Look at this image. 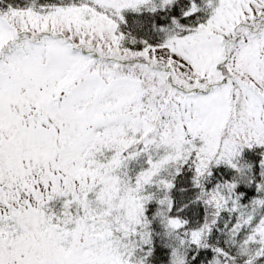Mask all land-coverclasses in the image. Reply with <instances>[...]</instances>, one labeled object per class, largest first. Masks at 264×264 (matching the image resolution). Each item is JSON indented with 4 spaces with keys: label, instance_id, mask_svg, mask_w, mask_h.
I'll use <instances>...</instances> for the list:
<instances>
[{
    "label": "rangeland",
    "instance_id": "1",
    "mask_svg": "<svg viewBox=\"0 0 264 264\" xmlns=\"http://www.w3.org/2000/svg\"><path fill=\"white\" fill-rule=\"evenodd\" d=\"M78 1L0 11V264H118L110 243L94 244L115 219L124 230L140 218L137 184L190 155L231 165L264 145V0H226L202 34L139 53L109 16L149 0ZM148 149L138 181L126 177L124 163ZM50 198L94 216L69 253L40 229Z\"/></svg>",
    "mask_w": 264,
    "mask_h": 264
},
{
    "label": "trees",
    "instance_id": "2",
    "mask_svg": "<svg viewBox=\"0 0 264 264\" xmlns=\"http://www.w3.org/2000/svg\"><path fill=\"white\" fill-rule=\"evenodd\" d=\"M225 1L177 0L164 4L149 0L115 12L109 19L122 48L139 53L191 33L194 36L195 31L196 35L202 34ZM78 2L0 0V11L22 8L41 12ZM128 152H124L125 157ZM146 155L140 150L130 157L124 163V175L138 181L153 156L151 149ZM203 163L190 155L168 163L167 170L153 172L156 175L143 185L137 184L134 195L143 201L140 218L131 222L130 229L125 225L124 230L115 219L113 228L102 234L103 241H97L95 248L110 243L111 253L121 260L118 264H264V244L256 233L258 223L264 219V145L244 150L231 165ZM63 202L50 198L40 205L38 213L44 221L40 229L46 230V236L60 235L59 247L69 253L73 247L70 235L76 237L85 233L84 229L87 234V225L92 222L89 216H94L83 204L73 203L67 208ZM107 217L113 220L112 215ZM7 222L3 229L7 239L18 241L20 226L14 220ZM6 249H12L11 244ZM40 253L38 250L34 256Z\"/></svg>",
    "mask_w": 264,
    "mask_h": 264
}]
</instances>
